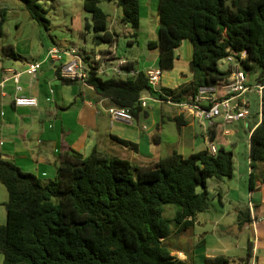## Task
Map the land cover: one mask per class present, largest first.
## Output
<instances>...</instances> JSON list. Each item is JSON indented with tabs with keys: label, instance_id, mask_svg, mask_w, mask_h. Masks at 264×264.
I'll return each instance as SVG.
<instances>
[{
	"label": "trees",
	"instance_id": "obj_1",
	"mask_svg": "<svg viewBox=\"0 0 264 264\" xmlns=\"http://www.w3.org/2000/svg\"><path fill=\"white\" fill-rule=\"evenodd\" d=\"M39 25L49 24L40 0H16ZM122 11L121 24L129 29L132 45L138 37L141 0H106ZM99 0H83L91 15L85 30L93 32L96 46L113 47L118 35L109 27L108 15L98 7ZM8 9L0 6V39L5 36ZM184 41L192 45L189 64L192 77L181 86L161 88V102L190 103L202 87L221 88L230 81L229 70L220 63L232 58L238 62L249 83L264 84V0H159L158 39L148 48L158 50V69L164 74L175 67L176 51ZM0 60H16L13 45L0 48ZM80 57L88 69L87 85L106 98L111 107L130 109L133 120L145 109L140 98L152 94L146 72L136 71L135 62L122 66L134 76L114 75L104 79L99 62ZM105 56L107 51L100 52ZM61 69V67H60ZM56 74L63 85L75 80ZM187 118V117H186ZM260 122L249 136L250 188L264 185V96ZM188 119V118H187ZM178 130L188 121L179 115L172 120ZM223 128L208 130L217 153L203 151L184 157L176 151L157 161L134 164L97 149L84 157L77 152L58 160L54 180L42 181L23 172L0 155V182L6 188V224H0V255L3 264H196L194 251L203 243L180 244L184 232L194 227L199 214L209 209V179H233V152L224 148ZM125 148L138 146L114 139ZM198 188H202L198 192ZM176 207L175 231L165 219L164 207ZM250 209L237 215L242 229L252 223ZM172 239L173 245H167ZM170 249L184 253L179 259ZM248 243L246 259L225 256L207 258L204 264H244L252 258Z\"/></svg>",
	"mask_w": 264,
	"mask_h": 264
},
{
	"label": "crops",
	"instance_id": "obj_2",
	"mask_svg": "<svg viewBox=\"0 0 264 264\" xmlns=\"http://www.w3.org/2000/svg\"><path fill=\"white\" fill-rule=\"evenodd\" d=\"M143 6L146 8V23H155V18L151 13L157 14L158 31L159 0H141V14ZM184 47V63H181L180 49ZM14 48L18 54L16 60H0V155L3 159L16 164L23 172L33 174L42 181L54 180L58 173L59 157L71 152H77L87 157L93 150L97 149L110 156L125 159L134 164L157 161L161 158L154 156L155 154L150 151L154 150L153 145H159L163 142L164 118L171 121L172 118L182 115L183 120L187 122V118L192 117L189 113H182L179 110L165 117L163 107L157 109V112H160L158 114L155 111V104L161 103L156 102L152 96L148 101L147 109L144 110L146 115L142 113L134 118L132 122L114 121L108 114V109L111 107L110 102L97 93L93 87L80 81L63 85L58 79L57 70L72 62L73 58L71 56L62 54L59 61H47L49 49L41 54L39 60H27L22 55H29L32 52L31 47L29 49H26V47ZM67 50L71 49H64L61 52ZM178 50L176 51L175 67L172 71L163 74L160 88L175 89V87L181 86V84H184L192 77L189 69L193 56L191 43L184 41ZM84 51L83 56L88 62L100 63V70L101 72L103 71V74L106 73L108 65L112 67L114 72L115 67L122 60L135 62L137 72L156 69L155 66L158 68L159 54L156 55V60L154 59L156 62L152 64L146 62L141 68L135 60L118 56L115 47L95 48L89 52L88 50ZM101 51H107L108 54L103 56L100 54ZM156 51L158 53V50ZM34 63H41V68L36 75L32 76L26 73L25 70L29 64ZM83 65L87 68L84 61ZM10 70L12 73L9 72ZM14 73H17L18 76L15 77ZM173 73L176 74L174 76L170 75ZM6 76H9L10 80L4 84L3 81ZM171 83L176 84L171 85ZM252 85L255 84L253 83ZM17 86L21 87V91L17 92ZM16 96L34 98L38 101V106L32 108L16 107L14 104ZM144 96L149 98L150 94L147 93ZM173 107L175 108V106ZM260 119V110L255 112L250 109L249 117L240 121L245 123L248 130V138L251 131L260 122ZM188 125L189 123L178 130L179 136L183 132L182 129ZM226 129L223 128L222 132L224 148L226 149L227 144L231 147H236L234 143L226 140L231 135L230 131ZM225 131H228L230 135H224ZM116 138L137 145L138 150L121 146L114 140ZM173 151L178 152L177 150H171L170 153ZM247 163L249 166L248 156ZM250 172L249 167V182ZM0 192V224L4 225L6 223L4 204L7 200L3 197L1 189ZM249 195L250 205L248 208L253 220L251 224L244 226L242 230L251 231L252 239L249 236L248 243L249 241L252 242L253 249L252 258L244 264H264V185L257 182L253 190L249 189ZM219 197L222 200L224 199L222 195ZM238 211L240 212L241 210ZM196 224H199L197 219L194 226ZM219 226L222 227L221 225ZM200 247L203 248L202 246ZM237 248L238 246H236ZM221 251L224 253L221 256L235 260L243 259L229 254L232 249L227 247H223ZM177 254L180 256H177L179 259L186 260L184 253ZM214 257L218 256H210L206 253L205 248H203V253L200 248L194 251L196 264H204L207 258Z\"/></svg>",
	"mask_w": 264,
	"mask_h": 264
},
{
	"label": "rangeland",
	"instance_id": "obj_3",
	"mask_svg": "<svg viewBox=\"0 0 264 264\" xmlns=\"http://www.w3.org/2000/svg\"><path fill=\"white\" fill-rule=\"evenodd\" d=\"M40 3L45 9V17L49 21L46 27L34 22L20 2L16 0H0V6L8 9V16L4 26L5 36L0 39V48L9 44L16 48L26 47V49H29L31 47L32 52L29 55H22L27 60H39L41 54L51 48H56L60 51L76 48L78 50H88V52L95 48H110L107 45L96 46L93 41L95 34L85 30V23L90 20L91 15L84 10L83 0H40ZM98 7L108 15L109 27L118 35L117 41L112 47H115L118 56L135 60L141 68L146 62L148 64L156 62L154 59L156 60L157 51L148 48L149 42L157 41L158 39L156 13H151L155 18V23H146V8L143 6L138 37L135 39L134 44L130 45L129 41L134 39L130 38L129 29L121 24V9L106 0H99ZM184 49L185 47L180 49L181 63H184ZM219 67L222 71L227 70V62L225 60L222 61ZM175 74L170 75L174 76ZM101 75L104 79H108L114 77L115 74L112 67L108 65L106 73L103 74L102 71ZM173 84L176 83H171V85ZM250 103V109L258 112L259 98L255 93L251 94ZM160 107L165 110V117L178 112L176 107L174 108L167 103L155 104V111L157 112ZM163 121V142L159 145H153L154 150L150 152L155 154L154 156L162 158L169 154L171 150H177L184 157H188L191 154L203 151L205 147L207 148L206 124L202 121L188 117L189 125L182 129L183 132L180 136L174 122L168 121L166 118ZM226 128L231 133L226 140L236 145V147L226 145V149L234 154L236 176L234 179H223L221 181L215 178L208 180L209 209L198 215L197 221L199 224L184 233L180 239V244L202 242V247L206 249V253L210 256L223 255L224 253L221 250L223 247H227L232 249L229 253L232 256L246 259L248 255V237L251 236L252 239V234L249 230L239 229L236 221L238 210L247 209L250 205L249 166L247 163L249 149L248 130L244 122H235L227 125ZM0 189L3 192V197L8 200L6 188L1 182ZM201 191L202 188H198V192ZM220 195L224 197L223 200L220 199ZM175 213V206L167 205L164 207L163 216L171 222L170 225L173 231H175L173 222ZM167 245H173L172 239ZM236 246H238L237 249ZM199 248L203 253V248ZM170 250L173 255L180 257L177 254L179 252L174 249ZM3 262L4 257L0 255V264H3Z\"/></svg>",
	"mask_w": 264,
	"mask_h": 264
},
{
	"label": "built area",
	"instance_id": "obj_4",
	"mask_svg": "<svg viewBox=\"0 0 264 264\" xmlns=\"http://www.w3.org/2000/svg\"><path fill=\"white\" fill-rule=\"evenodd\" d=\"M78 49H71L64 52L56 48H52L48 51L47 61H59L62 54L71 56L73 61L69 64L62 66L60 74L65 79L80 81L87 85L86 80L88 77V69L84 67L82 58L79 55ZM125 61H120L114 69V74L120 78H126L127 76H134L137 73L134 71L126 72L123 69ZM228 70L230 72V81L224 84L221 88L216 87H202L198 91V95L195 100L187 103H172L168 102L172 106H175L182 113H189L194 120L198 119L206 124L205 129L207 130V149L211 154L217 153V147L215 144L210 143L208 139V130L214 128L216 125L226 128L235 122H240L247 119L250 115V97L252 93H255L259 98V110L261 112L262 100L264 96V84L251 85L248 77L241 68L240 64L232 58L227 59ZM41 63L29 64L25 70L26 73L34 76L40 70ZM9 72L12 73L10 70ZM100 73L101 70H100ZM15 77L18 76L14 73ZM148 77V83L152 90L149 98L142 96L140 98V105L142 109H147L148 101L152 98L156 102L163 104L156 98L157 95H163L160 88L162 79V72L156 69H150L146 71ZM10 80L9 76L4 78V84ZM17 92L21 91V87L17 86ZM16 107L32 108L38 106V101L34 98L16 96L14 99ZM110 118L114 121L123 120L132 122L133 117L130 109L110 107L108 109ZM227 130V129H226ZM224 135H230L228 131L224 132Z\"/></svg>",
	"mask_w": 264,
	"mask_h": 264
}]
</instances>
